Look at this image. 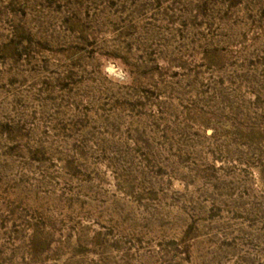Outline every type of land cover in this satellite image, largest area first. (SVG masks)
<instances>
[{
  "label": "rangeland",
  "instance_id": "1",
  "mask_svg": "<svg viewBox=\"0 0 264 264\" xmlns=\"http://www.w3.org/2000/svg\"><path fill=\"white\" fill-rule=\"evenodd\" d=\"M0 264H264V0H0Z\"/></svg>",
  "mask_w": 264,
  "mask_h": 264
}]
</instances>
